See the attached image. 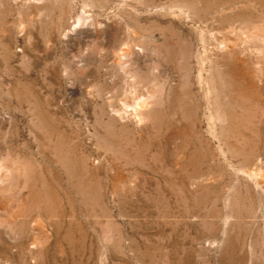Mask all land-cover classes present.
Instances as JSON below:
<instances>
[{"label":"rangeland","instance_id":"obj_1","mask_svg":"<svg viewBox=\"0 0 264 264\" xmlns=\"http://www.w3.org/2000/svg\"><path fill=\"white\" fill-rule=\"evenodd\" d=\"M0 264H264V0H0Z\"/></svg>","mask_w":264,"mask_h":264},{"label":"bare ground","instance_id":"obj_2","mask_svg":"<svg viewBox=\"0 0 264 264\" xmlns=\"http://www.w3.org/2000/svg\"><path fill=\"white\" fill-rule=\"evenodd\" d=\"M186 1V0H185ZM258 27V26H257ZM257 35V34H256Z\"/></svg>","mask_w":264,"mask_h":264}]
</instances>
